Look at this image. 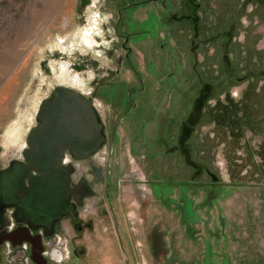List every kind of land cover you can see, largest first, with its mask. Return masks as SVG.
Returning <instances> with one entry per match:
<instances>
[{
    "label": "rangeland",
    "instance_id": "obj_1",
    "mask_svg": "<svg viewBox=\"0 0 264 264\" xmlns=\"http://www.w3.org/2000/svg\"><path fill=\"white\" fill-rule=\"evenodd\" d=\"M114 1L0 0V169L21 157L27 132L37 123L42 98L65 85L91 99L90 90L103 79V66H112L116 53L112 43L116 9L130 0ZM182 1L188 5L186 0H166L165 6L143 3L135 14L152 15L154 10L161 17L160 34H169L167 58L161 48L157 50L162 62L150 78L153 88L168 63L170 68L174 60L179 64L174 71L175 101L169 104L175 113H170L172 148L163 143L159 152L149 149L141 132L137 133L139 128L132 132L119 126L115 149L106 156L111 162L108 168L103 158L97 161L98 167L89 161L79 165V176L87 181L94 180L100 168L105 176L110 171L108 193H104V180L94 183V193L84 199L79 215L65 218L51 236L25 224L31 234L46 239H41L44 262L31 258L27 240L16 244L10 240L7 253L5 238L0 241V264H25L24 255L30 257L29 264L264 261V0H191L194 5L187 11ZM192 10L204 17L203 24L194 29L189 20ZM172 11L189 15L176 30L167 18ZM91 12L98 18L88 47L76 35L90 26ZM193 30L198 31L196 44L200 42L195 54L188 56ZM61 39H72V46L62 48L56 43ZM135 53L142 58L140 51ZM224 61L233 73L226 71ZM63 65L83 83L61 79ZM127 75L123 67L121 76ZM200 76L210 80L215 93L192 104L184 95L198 93ZM187 79L192 82H184ZM100 92L97 89L92 94L93 107L101 126L108 124L107 129L104 124L101 127L99 151L106 155L109 126L121 109L110 113L105 94ZM190 123L192 127L186 128ZM75 170L73 166L71 172ZM11 214L0 207V234L10 231L11 223L14 228L23 224L14 215L10 221ZM56 243L64 247L59 259L51 250Z\"/></svg>",
    "mask_w": 264,
    "mask_h": 264
},
{
    "label": "flooded vegetation",
    "instance_id": "obj_2",
    "mask_svg": "<svg viewBox=\"0 0 264 264\" xmlns=\"http://www.w3.org/2000/svg\"><path fill=\"white\" fill-rule=\"evenodd\" d=\"M165 1L166 0H130L124 4H122V2L121 5H118L116 9V15L113 17L112 21L113 32L115 34V39L112 41V43L113 49L117 47L116 53L113 55L111 60L112 66H103V79L101 81H97L94 84V87L90 90L91 96L89 97H91L92 104H94L92 94H96L97 89H100V93L103 92L105 94V100L108 103V110L110 113H113L117 109H121V113L116 117V119H114L112 125L110 124L109 126L110 130L107 148L103 149V152L106 155L99 154L102 143H100V145L95 150L90 152L87 156L88 159L85 160H83L84 158L76 157L75 153L70 148H67L63 151L60 162L69 168V186L71 188L70 200L73 203V206L69 210L70 213L67 212L66 214H62L57 219H55L53 224L54 231H57L58 225L65 218H75V215H79V207L83 204L84 199L91 195V193H94V183L104 180V193H108V190L112 184V174L110 171L105 176L102 168H100L99 175L96 177L94 176V180L87 181L84 177L79 176V174H81L82 168L79 165H81L80 161L85 163L89 161L90 166L98 167L97 161L100 158H103L105 162L107 161L106 168H108L111 162L108 163L109 158L107 159L106 156L109 155V153L112 154V151L115 149L114 136L118 134L117 128L119 126L121 127L123 125L132 132H136L134 130L139 128L140 131L137 133L141 132L140 136L146 139V142H148L147 148L151 147L149 149H155L157 152L160 151V147L163 146V143H167L169 147L171 146V148L174 145V134H172L173 130H170V126L173 125H170V113L174 115L175 113L174 107H170L169 104L171 100L172 105H174V93L175 89L178 87L175 80L176 77L174 75V71L177 69L179 64L177 63L178 61L174 60V68H170L168 63L166 65L167 68L164 75H162V77H158L157 79L159 85L156 88H153L154 86L150 78L155 76L156 69L162 62L157 50L161 48L163 50L162 52L164 53L163 56L167 58L170 46L166 42V36L169 34H160L159 25L161 17L154 10L152 15H149V12L142 16L135 15L138 12L139 6L143 5V3L160 2L165 6ZM186 1L188 5H185L186 3L182 1V7L185 11H187V7L191 8L194 5L191 0ZM113 2L117 3L114 0ZM187 16L189 15L186 13L184 15H178L172 11L167 18L170 20V23L175 26L176 30L177 26H180L181 23L184 22V18ZM189 20L191 21V26L194 29L196 24H203L204 17L202 15H197L196 11L192 10ZM184 28L187 33L188 28L186 26ZM193 31V37L189 40V44L191 45L188 49V52H186L188 56L189 53L195 54V49L199 46L200 42L198 41L196 44V41L198 40V31ZM204 33L205 32L202 34ZM160 36H162V38ZM144 40H147L148 45V47H145V49L142 46V44L145 43ZM134 45H139L142 49L140 47L134 49ZM172 50L174 52V49ZM138 51H140V56L142 57L141 59H139V56L135 53ZM173 55L175 58V53ZM167 60L168 59H166V61ZM187 64L188 66L186 67H189V71H191V65L188 63V61ZM222 64H226L225 67L228 73H233L231 70H229V65L225 63V61L222 62ZM194 65L195 64H192V67ZM123 67L128 71L127 76H121ZM110 73H112V75ZM112 77H115V79L111 80ZM184 82L188 83L192 82V80L187 79ZM196 88H198V93L195 95H184V98H187L192 104L202 103L203 100H206L209 97V94L215 93V87L210 85V80L202 78L201 76L199 77V85ZM196 97L198 98L197 100L195 99ZM166 100L168 101V105L165 104ZM98 104L101 107V103L99 102ZM192 111L194 113L195 110ZM188 117L192 119L191 114L188 115ZM228 118L229 116L226 114L224 118L226 122ZM103 124L107 129L108 124H105L104 122ZM103 124L102 126H104ZM189 127H192L191 123L186 125V128ZM105 134L107 135V133ZM104 142L105 141H103V144ZM169 147L168 151L173 150ZM65 154L67 157L66 160L63 159ZM73 166L76 168L75 172H71ZM0 207L8 208L10 211H12L13 215L17 209V207L13 204L7 206L5 203L1 202V198ZM20 220L22 221V219ZM26 224L30 227H33L34 225L31 222H26ZM41 229L43 230V228Z\"/></svg>",
    "mask_w": 264,
    "mask_h": 264
},
{
    "label": "water",
    "instance_id": "obj_3",
    "mask_svg": "<svg viewBox=\"0 0 264 264\" xmlns=\"http://www.w3.org/2000/svg\"><path fill=\"white\" fill-rule=\"evenodd\" d=\"M36 118L38 122L27 132L21 157L0 169L1 202L15 205L14 217L23 223L1 233L0 241L6 238L16 244L27 240L31 258L41 263L45 261L41 235L31 234L25 224L43 228L45 235L53 233L55 219L73 206L69 168L60 162L63 151L70 148L76 157H87L103 136L91 99L65 85L40 100Z\"/></svg>",
    "mask_w": 264,
    "mask_h": 264
},
{
    "label": "bare ground",
    "instance_id": "obj_4",
    "mask_svg": "<svg viewBox=\"0 0 264 264\" xmlns=\"http://www.w3.org/2000/svg\"><path fill=\"white\" fill-rule=\"evenodd\" d=\"M96 12V11H95ZM92 13V12H91ZM97 16V15H96ZM96 16L92 13L91 15H90V17L89 18H91L90 19V26L88 27V28H86V30L84 31V32H82L81 33V35L79 34V36L78 35H76V39L78 38V39H80L81 40V42L82 43H85L84 45L85 46H88V47H91L92 46V40H93V31H94V29H93V26L92 25H95V21H96V19L98 18H96ZM101 18V17H100ZM98 21V20H97ZM98 32V31H97ZM95 38V37H94ZM73 40H75V38L73 39ZM56 43L58 44V45H60V46H62V48H64V47H67V46H72V44H73V41H72V39H70V40H68V41H66V40H63V39H61V40H56ZM75 43V42H74ZM90 49V48H89ZM62 67V66H61ZM60 78L61 79H66L67 81L69 80L70 82L72 81V82H74L75 83V85L77 84V85H81L83 82H82V80H81V78L78 76V75H71V74H69V71H68V68L66 67V65H63V67H62V72H61V76H60ZM73 83V84H74ZM79 87V86H78ZM26 145V143L23 145V146H25ZM64 159V158H63ZM66 160V159H65ZM69 160V159H68ZM62 258V257H61Z\"/></svg>",
    "mask_w": 264,
    "mask_h": 264
},
{
    "label": "built area",
    "instance_id": "obj_5",
    "mask_svg": "<svg viewBox=\"0 0 264 264\" xmlns=\"http://www.w3.org/2000/svg\"><path fill=\"white\" fill-rule=\"evenodd\" d=\"M64 159H66L67 157H66V154H65V156L63 157ZM11 211L9 210V213H10ZM12 217H13V215L11 214V216H9V218H10V221L12 220ZM14 228V225H13V223H11V224H9L8 225V230H12ZM40 229V232H43V230L41 229V228H39ZM42 240H45L46 241V239L45 238H41ZM57 240H60V238L59 237H57ZM6 242H5V247L7 248V253H10V250H11V242H10V240H8V239H6L5 240ZM60 242L61 241H59V244H60ZM61 244H62V242H61ZM23 245V248H26V243H23L22 244ZM60 247H63V246H61V245H58L57 243H56V245L51 249L52 250V254H53V257H56L57 259H59V257H61V255H62V250L64 249V247L63 248H60ZM50 250V251H51ZM24 257V261H25V264H29V262H31L30 261V257H27L26 255H24L23 256Z\"/></svg>",
    "mask_w": 264,
    "mask_h": 264
},
{
    "label": "crops",
    "instance_id": "obj_6",
    "mask_svg": "<svg viewBox=\"0 0 264 264\" xmlns=\"http://www.w3.org/2000/svg\"><path fill=\"white\" fill-rule=\"evenodd\" d=\"M204 261H205V259L203 260V262ZM247 264H264V261H261V260L259 262H256V261H248Z\"/></svg>",
    "mask_w": 264,
    "mask_h": 264
}]
</instances>
